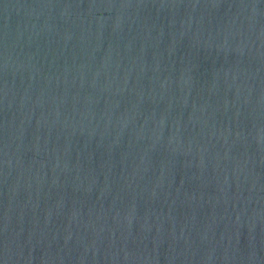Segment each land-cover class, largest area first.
Listing matches in <instances>:
<instances>
[{
  "label": "water",
  "instance_id": "water-1",
  "mask_svg": "<svg viewBox=\"0 0 264 264\" xmlns=\"http://www.w3.org/2000/svg\"><path fill=\"white\" fill-rule=\"evenodd\" d=\"M0 264H264V0H0Z\"/></svg>",
  "mask_w": 264,
  "mask_h": 264
}]
</instances>
